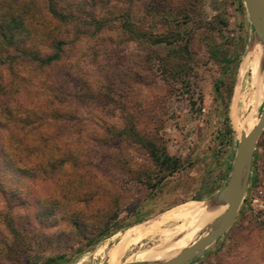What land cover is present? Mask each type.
Returning a JSON list of instances; mask_svg holds the SVG:
<instances>
[{
  "label": "rangeland",
  "instance_id": "obj_1",
  "mask_svg": "<svg viewBox=\"0 0 264 264\" xmlns=\"http://www.w3.org/2000/svg\"><path fill=\"white\" fill-rule=\"evenodd\" d=\"M97 2V17L113 6ZM114 4L130 8L131 19L146 36L172 34L175 27L191 32L185 53L188 70L163 72L157 56L167 48L133 37L120 27L121 19L108 22L100 35L68 27L75 40L66 50L63 68L72 79L69 90L74 93L80 146L89 154L85 168L92 176L76 181L79 193L72 198H87L88 206L57 205V217L46 226L43 210L46 214L54 205L44 207L34 198L29 208L13 206L8 212L0 197V264H41L50 256H58L53 264H112L115 247L123 243L127 245L117 263L160 261L209 231L213 218L225 208L213 201L230 174L240 123L251 118L255 125L264 105V43L249 25L244 0ZM36 5L40 13L32 26L47 32L52 24L43 21L44 1ZM176 5L191 7L192 29H183L185 22L171 13ZM92 10L87 6L81 20H90ZM24 94L31 103L38 98L34 88ZM227 122L232 135L226 131ZM132 123L180 161L157 185L152 186L157 180L155 162L141 145L127 140L119 148L101 145ZM52 184L41 185L42 192H50ZM208 207L223 208L206 216L203 210ZM96 208H103V218L116 211L103 236H97L102 218ZM150 222L154 227L143 231ZM190 264H264V131L235 221Z\"/></svg>",
  "mask_w": 264,
  "mask_h": 264
},
{
  "label": "trees",
  "instance_id": "obj_2",
  "mask_svg": "<svg viewBox=\"0 0 264 264\" xmlns=\"http://www.w3.org/2000/svg\"><path fill=\"white\" fill-rule=\"evenodd\" d=\"M43 1V21L47 25L52 24V27L47 32L39 33L32 26L40 13L37 0H0V197L6 203L8 212L13 206L29 208L34 198L44 207L54 205V210L46 214L43 210V222L49 226L57 217V205L70 206V203L82 202L88 206L87 198L72 197L79 193V183L76 181L92 178L91 169L85 168L90 163L89 154H84L80 146V124L72 102L74 93L69 90L72 79L63 68L66 50L74 42L68 27L93 29L91 34L100 35L108 22L121 19L120 27L133 37L167 48V52L157 58L161 70L171 75L187 72L189 66L186 67L188 59H185V53H188L192 34L175 27L172 34L146 36L131 19V9L114 4L119 0H106L113 6H106L104 14L98 17L93 6L99 0ZM162 1L172 5L178 4L180 0ZM100 2L103 4L104 0ZM87 6L93 9L87 14L90 20H81ZM170 9L178 20L185 22L183 29H192L191 7L176 5ZM73 33L75 36V31ZM40 35L45 40L38 42ZM184 35L186 38H183ZM181 40L184 41L180 43ZM27 88H34L38 96L34 103L24 94ZM226 125L227 133L232 135L230 123ZM111 139L108 141L104 138L101 145L119 148L121 142L127 140L141 145L147 151L156 166L157 180L152 186L179 167V159L169 155L163 147H158L156 138L140 132L135 123L118 129ZM103 157L107 160L105 155ZM50 183H53L52 190L42 192L40 186ZM74 185L76 187L71 190L70 186ZM67 199L69 202L65 204ZM101 209L96 208L94 211L98 213ZM75 212L73 210L69 217ZM99 216H103L101 212ZM115 216L116 211H113L112 217H101V229L97 236L109 233V219ZM57 258L50 256L41 264H53Z\"/></svg>",
  "mask_w": 264,
  "mask_h": 264
},
{
  "label": "water",
  "instance_id": "obj_3",
  "mask_svg": "<svg viewBox=\"0 0 264 264\" xmlns=\"http://www.w3.org/2000/svg\"><path fill=\"white\" fill-rule=\"evenodd\" d=\"M244 3L253 33L264 43V0H244ZM263 131L264 105L258 121L252 129L247 133L241 132L228 179L215 196V201H213V203L225 208L213 218L209 231L166 260L124 261L118 264H190L210 244L224 234L237 217L248 186L257 142Z\"/></svg>",
  "mask_w": 264,
  "mask_h": 264
},
{
  "label": "bare ground",
  "instance_id": "obj_4",
  "mask_svg": "<svg viewBox=\"0 0 264 264\" xmlns=\"http://www.w3.org/2000/svg\"><path fill=\"white\" fill-rule=\"evenodd\" d=\"M262 89H263V87H262ZM261 90V89H260ZM254 102V101H253ZM256 102V101H255ZM252 122H253V119H251V118H246L244 121H242L241 123H240V127H239V133L241 132V131H244V132H249L251 129H252V127L254 126V125H252ZM216 205H218V204H216ZM216 205H209V206H211V207H214V206H216ZM192 206H189V208H187L188 209V211H190L189 209L191 208ZM223 207H220V208H216V209H214V210H210V209H212V208H210L209 209V207L208 208H205L203 211H204V214L207 216V215H210V214H217V213H219L220 212V210L222 209ZM192 210V209H191ZM154 227V222H150L149 223V225H147V226H144L142 229H143V231L144 230H146V231H148V230H151L152 228ZM145 233V232H144ZM194 240H195V238H194ZM193 240V241H194ZM193 241H191L188 245H190ZM126 245L127 244H125V243H123V244H120V245H118V246H116L115 247V251H114V254H113V257H112V264H118L117 262H118V257L120 256V254L125 250V248H126ZM187 245V246H188ZM187 246H185V247H187ZM184 247V248H185ZM164 260H166V259H164ZM134 261H138V260H134ZM153 261H155V260H153ZM160 261H163V260H160ZM126 262H129V261H126Z\"/></svg>",
  "mask_w": 264,
  "mask_h": 264
}]
</instances>
